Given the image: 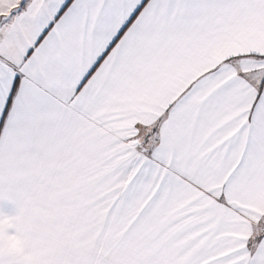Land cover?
Returning <instances> with one entry per match:
<instances>
[{"label":"snow or ice","instance_id":"obj_1","mask_svg":"<svg viewBox=\"0 0 264 264\" xmlns=\"http://www.w3.org/2000/svg\"><path fill=\"white\" fill-rule=\"evenodd\" d=\"M0 264H264V0H0Z\"/></svg>","mask_w":264,"mask_h":264},{"label":"crops","instance_id":"obj_2","mask_svg":"<svg viewBox=\"0 0 264 264\" xmlns=\"http://www.w3.org/2000/svg\"><path fill=\"white\" fill-rule=\"evenodd\" d=\"M0 209L7 214L14 215L17 210V206L11 201H0Z\"/></svg>","mask_w":264,"mask_h":264}]
</instances>
